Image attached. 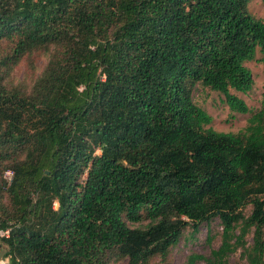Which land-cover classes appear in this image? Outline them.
Returning <instances> with one entry per match:
<instances>
[{
    "label": "trees",
    "instance_id": "16d2710c",
    "mask_svg": "<svg viewBox=\"0 0 264 264\" xmlns=\"http://www.w3.org/2000/svg\"><path fill=\"white\" fill-rule=\"evenodd\" d=\"M249 2L0 0V260L170 264L185 228L217 219L187 264H264V89L236 132L204 127L191 95L249 112L230 92L251 89L256 52L264 74Z\"/></svg>",
    "mask_w": 264,
    "mask_h": 264
},
{
    "label": "rangeland",
    "instance_id": "374dc122",
    "mask_svg": "<svg viewBox=\"0 0 264 264\" xmlns=\"http://www.w3.org/2000/svg\"><path fill=\"white\" fill-rule=\"evenodd\" d=\"M248 11L264 22V13L260 0H250L248 3ZM258 57L259 53L256 52L254 60L244 63L251 72V89L246 93L230 90L231 93L241 98L247 105L249 108V112L247 113L230 111L220 93L203 87L200 84H195L191 92L192 100L211 117V121L204 127H210L213 130L222 132H236L246 125L250 113L260 108L261 95L264 89V74L261 70V64L256 60ZM45 62V55H35L33 59V70L29 71L25 62L21 61L13 70L12 79L17 81L26 77L36 76L43 68ZM248 211L249 209L246 208L245 214ZM219 232L220 226L217 219L211 221L208 225L205 223L200 224L195 233H191L189 228H185L178 242L170 249V264H187V257L192 253L208 255L209 250L215 248L219 243ZM246 240L250 243V235H247ZM228 259L231 263L238 261V252L231 254ZM154 260L148 264H155ZM6 263V259L0 260V264ZM194 264L205 263L197 260Z\"/></svg>",
    "mask_w": 264,
    "mask_h": 264
},
{
    "label": "built area",
    "instance_id": "2783aa9c",
    "mask_svg": "<svg viewBox=\"0 0 264 264\" xmlns=\"http://www.w3.org/2000/svg\"><path fill=\"white\" fill-rule=\"evenodd\" d=\"M10 176H11V172L8 171V170L5 171V173H4V177H5V179H6L7 181H9ZM6 234H7V230L0 231V235H4V236H6Z\"/></svg>",
    "mask_w": 264,
    "mask_h": 264
}]
</instances>
